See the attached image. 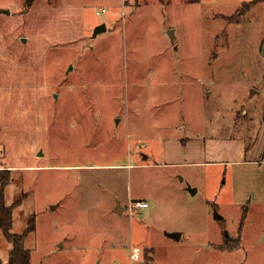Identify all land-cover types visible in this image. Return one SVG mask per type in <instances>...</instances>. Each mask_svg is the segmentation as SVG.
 <instances>
[{"label":"rangeland","instance_id":"rangeland-1","mask_svg":"<svg viewBox=\"0 0 264 264\" xmlns=\"http://www.w3.org/2000/svg\"><path fill=\"white\" fill-rule=\"evenodd\" d=\"M259 1L0 0V188L11 170L12 232L33 217V264H93L84 258L108 230L119 244L131 233L139 239L141 228L159 243L181 231L187 238L188 221L204 218L240 231L245 209L230 205V182L218 178L193 195L181 191L189 186L178 174L169 179L170 168L135 164L161 147L158 137L208 136L215 122L245 131L264 111ZM102 23L107 31L94 36ZM220 132L230 141L240 135ZM155 176L160 185L149 187ZM151 188L153 212L131 213L128 199ZM250 213L261 216L258 227L250 223L261 235L264 206ZM11 249L0 228L2 263ZM258 253L247 262L264 264Z\"/></svg>","mask_w":264,"mask_h":264},{"label":"crops","instance_id":"crops-1","mask_svg":"<svg viewBox=\"0 0 264 264\" xmlns=\"http://www.w3.org/2000/svg\"><path fill=\"white\" fill-rule=\"evenodd\" d=\"M255 111H257L256 108L252 110V114ZM259 113L260 116L254 118L252 125L249 126L252 129L245 131L237 126L232 127V123L229 125L223 122V125V123L215 122L209 126L210 134L208 136H205V133H198L185 138L158 137L161 147L149 148V154H142L141 162L137 160L138 163L135 164V166L138 165L145 169L170 168L174 174L169 179L176 181L175 174H178L189 186L188 190L181 189V191L195 190L193 195L202 190L207 192V183L215 182L218 178L221 180L223 178L226 183L230 182L232 189L229 196L230 205L236 208L243 207V209L248 207V215L244 219L242 230H225L220 224L218 226L214 224V222L217 223V220L210 221L209 218H204L188 221L187 238L186 232L181 231V233L166 235V238H162V242L159 243L154 238H146L143 231L145 228H141L142 235L140 238L138 237L139 239H135L134 233H131L130 239L120 244L116 240V232L108 230L106 236L108 239L98 245V250L92 249L96 253L92 256L88 254L91 257H88V260L85 257V262L90 261L93 257V264H249L246 260L247 257L250 259L251 255L264 251V233L262 232L260 235L256 232L259 226L257 222L261 216L257 215L256 217L250 213L251 208L264 206V111ZM222 128L238 132L240 135H233L236 141L221 139L220 137L224 136L220 132ZM231 144L234 146L233 148L229 146ZM139 145L146 149L148 147L146 143ZM151 158L153 161H150ZM210 167H216L217 173L214 174L207 170ZM257 177L262 181L255 185L253 180H256ZM161 181L160 176H155L148 180V185L157 187ZM253 187L260 191L261 197L253 198L251 195ZM152 192L151 188L144 197L135 199L149 202V208L143 209L147 215L153 212V210L146 211L152 206L150 200L151 197H154ZM128 200L129 202L135 201L130 198ZM194 210H186L187 216ZM192 216L195 217V212ZM252 222H255L256 228L251 226ZM149 228L156 229L157 227ZM226 231L233 240L239 239V241L226 247L224 245ZM173 235H180V238L176 239ZM192 238L195 243L193 246L190 245ZM64 247L65 243L60 240L55 250L59 251ZM136 247L141 248V253L137 261H132L131 255ZM173 249L176 250V253L169 252Z\"/></svg>","mask_w":264,"mask_h":264},{"label":"trees","instance_id":"trees-1","mask_svg":"<svg viewBox=\"0 0 264 264\" xmlns=\"http://www.w3.org/2000/svg\"><path fill=\"white\" fill-rule=\"evenodd\" d=\"M34 0H28V3H32ZM1 171V170H0ZM8 174V178L1 179V188H0V228L3 230L5 237L12 244V249L10 250V258L9 261L5 264H32V252L27 249L26 241L29 238L28 236L32 231L35 230V221H33V217L29 218L28 227L22 233L12 232L14 227L13 222V207L8 206L6 204V194L4 189L11 183V170H5ZM18 201H15L13 205H15ZM244 219L247 216L246 213L248 211V207L244 208ZM224 245L230 246L232 244L239 241V239L233 240L228 231L224 233ZM0 264H4L0 261Z\"/></svg>","mask_w":264,"mask_h":264},{"label":"built area","instance_id":"built-area-1","mask_svg":"<svg viewBox=\"0 0 264 264\" xmlns=\"http://www.w3.org/2000/svg\"><path fill=\"white\" fill-rule=\"evenodd\" d=\"M98 13L100 14L101 12H98ZM129 203H130L129 204V211L131 213H135L136 211L149 208V206H150L149 202H146L143 200H135V201H131ZM140 253H141V248L136 247L134 249V252L131 255V260L137 261V259H139ZM148 264H152V263H148Z\"/></svg>","mask_w":264,"mask_h":264},{"label":"water","instance_id":"water-1","mask_svg":"<svg viewBox=\"0 0 264 264\" xmlns=\"http://www.w3.org/2000/svg\"><path fill=\"white\" fill-rule=\"evenodd\" d=\"M107 29H108V26H107L106 23H102V24H100V25L96 28V30H95V32H94V36L99 35V33L106 32ZM170 34L173 35V34H172V31L170 32ZM70 68H71V67H70ZM191 192L194 193L195 190H191ZM220 217H221V216H220ZM220 217H217V218H220ZM173 237L176 238V239H179V238H180V235H173Z\"/></svg>","mask_w":264,"mask_h":264}]
</instances>
